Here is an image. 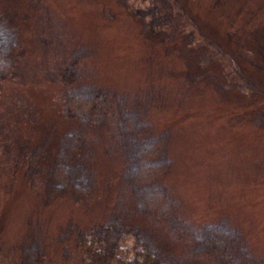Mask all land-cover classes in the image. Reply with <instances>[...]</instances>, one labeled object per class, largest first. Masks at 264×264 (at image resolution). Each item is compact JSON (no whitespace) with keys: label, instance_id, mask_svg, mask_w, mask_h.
<instances>
[{"label":"rangeland","instance_id":"374dc122","mask_svg":"<svg viewBox=\"0 0 264 264\" xmlns=\"http://www.w3.org/2000/svg\"><path fill=\"white\" fill-rule=\"evenodd\" d=\"M2 57L0 264H106L105 226L125 263L217 264L216 227L264 264V0H0Z\"/></svg>","mask_w":264,"mask_h":264},{"label":"trees","instance_id":"16d2710c","mask_svg":"<svg viewBox=\"0 0 264 264\" xmlns=\"http://www.w3.org/2000/svg\"><path fill=\"white\" fill-rule=\"evenodd\" d=\"M4 64L1 65L0 70V86L2 81L6 78V67L5 63L8 64L7 57H2ZM98 97L95 96L94 99H80L74 100L78 105L82 106L84 112L94 110L95 101ZM71 104V103H70ZM165 164H160L152 170V173L148 174V182L152 179V175L160 176L166 170ZM58 170V168L56 169ZM146 170V168H145ZM144 170H140L137 180L141 182L143 180L142 176ZM145 173V171H144ZM147 175V173H146ZM145 177V176H144ZM162 196L157 192L148 201H146V209L156 212L159 207L163 205ZM200 244L206 250V253L215 260L217 264H246L247 254L244 251L243 243L238 234H228L221 231L219 228H210L206 233L204 238H200ZM77 246L81 248L85 253L91 254L93 258L103 260L107 259L106 264H131L123 261V257L120 254L122 250V243L125 241L124 235L115 227H106L92 230L87 233H79L77 238ZM145 251H142V260L140 264H161V261L157 262L153 259V254L148 249L147 246L142 244ZM101 258H98V257ZM110 260V261H109ZM134 264H137L135 262Z\"/></svg>","mask_w":264,"mask_h":264}]
</instances>
